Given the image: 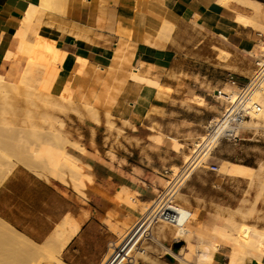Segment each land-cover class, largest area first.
I'll use <instances>...</instances> for the list:
<instances>
[{"label":"crops","instance_id":"crops-1","mask_svg":"<svg viewBox=\"0 0 264 264\" xmlns=\"http://www.w3.org/2000/svg\"><path fill=\"white\" fill-rule=\"evenodd\" d=\"M102 1H70L65 5V18L46 14L44 19L65 22L69 27L80 23L81 27L93 28L92 44L75 42L68 33L60 43V49L71 60L80 56L88 61L87 75L78 83L82 91L98 88L92 67H100L104 76L110 55L121 40L128 41L125 52L130 64L122 68L118 78L127 70L137 69L158 87L128 83L127 91L119 99L129 101L131 106L123 116L112 110L117 120L113 131L86 123L72 130L77 138L81 135L85 149V154H76L77 159L94 174L93 182L84 190L86 198L25 168L15 169L0 186V221L35 245L47 244L64 224L63 220L73 219L81 224L59 256L64 264H104L118 247V232L124 225L135 224L138 215L136 209L123 203V194L121 199L117 197L121 192L134 197L141 208L152 203L174 178L183 174L188 179L181 190L182 202L200 215H208L203 223L215 218L208 231L216 240L211 229L222 223L217 212H248L250 182L243 178V172L253 169L264 177V128L242 129L238 140L222 142L208 169L193 172L198 163L186 161L192 154L193 142L206 133L208 125L221 117L227 107L218 94L247 85L255 75V59L264 51V0H251L260 9L236 0H225L224 5L219 0H161L147 14L136 10V0H119L105 14ZM31 4L38 5L39 0H0L1 76L17 79L27 65V58L21 54L10 60L5 58L8 52L16 51L12 32L20 28ZM106 15L111 17L110 30L103 29ZM239 17L250 23L239 22ZM165 21L174 25L168 40L157 46L142 43L146 33L156 38ZM71 79L56 66L50 71L48 85L54 92L59 86L69 89ZM108 83L113 81L108 79ZM190 165L191 172L184 175ZM225 166H234L240 177L218 171ZM260 213L262 230L264 197ZM199 236L203 238L202 234ZM184 250L185 255L190 254L188 247ZM230 251L229 247H221L217 264L230 262ZM260 262L264 264V255Z\"/></svg>","mask_w":264,"mask_h":264},{"label":"bare ground","instance_id":"bare-ground-1","mask_svg":"<svg viewBox=\"0 0 264 264\" xmlns=\"http://www.w3.org/2000/svg\"><path fill=\"white\" fill-rule=\"evenodd\" d=\"M160 1L161 0L156 1V6L158 5V3H160ZM236 1L247 6V7H249V8H252V9H260L261 8L260 5L258 3H256L255 1H251V0H236ZM219 2L223 3L222 5H224V3L226 1L225 0H219ZM137 4H138L139 9H141L143 11L149 10L146 8L145 2L139 0V2ZM226 5H228V4H226ZM56 6H57V0H39L38 5L31 4L29 6V8L27 9L25 16L22 20V23L19 22L21 24L20 28L17 31L12 32L15 39L16 38L20 39V41H22V43L21 42L19 44L16 43V51L14 53L8 52L7 58H5V60L6 59L10 60L13 57L16 58V56L19 55V53L17 51L24 48V47H32V49H34L33 47L36 46L38 42H41L48 50H54L56 52V54H58L59 56L60 55L61 56L66 55L65 54L66 52H64L60 49V43L65 39L64 35L67 33L70 36H72V40H74L75 42L84 41L88 44L89 43L92 44L91 31L93 30V28L86 27V26L78 27L75 25L71 26V28H67V26L63 25V26L58 27L59 32H57V31H54L52 28L53 22L51 23V22H45L44 21L46 14L48 12H52V13L56 12L55 11ZM136 10H138V9H136ZM238 16H240V15H238ZM62 17H64V16H62ZM238 20H239V22L242 21V23L243 22L246 23V25L250 23V22H248V19L246 20L244 17H239ZM76 25H78V24H76ZM9 26H12V25H9ZM80 26H82V25H80ZM173 27H174V25L165 21L164 24L162 25V27L160 28V30H162V29L172 30ZM14 28H15V26H14ZM133 34H134V32H133ZM139 34H137V35H139ZM146 34H147V37L145 36L146 39L142 43H146V44H149L152 46H157V45H160L161 43L164 42L161 39L155 41L154 38L151 37V35H149L148 33H146ZM59 35H60V37H59ZM157 36H158V34H157ZM135 38H137V36ZM136 41H133V43L139 44ZM127 42L125 43L123 40H121L119 45L117 46L116 50L111 53L110 61H109L110 63L107 66V70L104 71V74H105L104 76H102L100 74V72L102 71L100 67H96V66L92 67L93 73L95 75L94 78L97 80V83H99V85H98V88H96L95 90L90 92V97L86 96L84 94L81 87L78 88V91H77L78 100L83 104L84 108L91 113V115L94 117L93 119L97 118V116H98L97 108L100 105V103L98 102L99 100L97 98L98 93H103V95H104V98H103V101H104V104H103L104 107L103 108L105 110L104 115H106V117L110 118V116H113L112 110H114V109L117 110L118 113L121 114V116L128 113L129 108L131 106L129 101L120 102V99H119L120 95L123 92L127 91L126 88H127L128 83H131L132 86L145 84V85H151L154 87H158V84L152 82L151 81L152 79L150 80V79L145 78L144 75H141V73L137 69L127 70L123 77L118 78V73L120 71H122V68L124 66H128L130 64V57L127 56L126 52H125V49L128 47ZM33 51H35V50H33ZM36 51H38V48ZM75 60L79 64L78 74L80 76H86L88 65H89L88 61L85 58H82L80 56L75 57ZM41 64H42V66L38 67L37 69L32 68L31 67L32 65L30 66L27 64L26 67H24L23 69H21L19 71V77H17V79L11 75H8L7 77L0 75V110L3 111V112H1V113H3V115H4L5 111H7L6 109L8 108V106H9V108H11L10 107L11 104L8 103V102H10V100H9L10 94L11 93H16V94L19 93L20 92V86L26 85V88L28 90V91H26V93L27 92L30 93V91L32 93V91H35V94H36L37 93L36 90L38 91L39 88H41L42 90L43 89L47 90L46 86L48 85L50 71H52V70L43 66L46 63H41ZM141 69H142V67H141ZM151 71H152V69H151ZM153 72H155V71H153ZM110 77L115 78V82L112 85H110L108 83V79ZM55 93L63 101H69L70 100V96L68 94L66 87H63V86L57 87ZM47 94H46V96L50 97V94L48 92H47ZM38 95L43 97V94H38ZM46 96L43 98H46L47 102H48V98ZM26 97H29V96H26ZM221 97H222V99L229 100L230 103H234L237 99V92H235V91L222 92ZM26 99H28V98H26ZM251 102L254 104H257L261 108L260 112L257 114H252V117H257V116H263L264 117V81L260 82V84L255 88V90L251 94ZM50 103H54V101L50 102ZM49 105H51V104H49ZM53 105H55V104H52V106ZM56 105H57V103H56ZM44 108H45V106H44ZM135 110H136V108H135ZM47 113L46 114L42 113L43 114L42 116L40 115L41 120H42L41 124L47 125L49 127V129L46 130L44 127V129L46 130L45 131L43 128H41V130L45 131L42 133V131L38 127L39 125L36 126L35 124L31 123L30 124V126H31V139L33 137V141H28V139L31 140L30 138L25 139L24 142L21 140V143L23 142L22 148L24 149V154H23L24 161H26L27 165L30 168H32L35 172H37L38 176L42 177L43 179H45L47 181H50V178H56L58 180L65 182V177H67V175H69L71 182H73L74 184L76 183V185H74V186L80 185L83 188L87 187L88 184H91L93 182V179H94L93 175L94 174L92 175L91 172L86 173L85 169L87 168V166L84 167V165L76 157L69 154L65 150V145L68 146L69 140H67L61 132H58V130L57 131L54 130V128H55L54 122H53L51 116H49V114L47 115ZM28 117H29V115H28ZM28 117H27V119L29 120L30 118H28ZM25 120H23V121H25ZM97 120H99V119H97ZM106 120H108V118ZM125 121L127 122V119H125ZM2 122L5 125L8 124L7 121L4 120V118L2 119ZM217 122H218V118L214 119L212 121V124H215ZM22 123H24V122H22ZM105 123H106V121H105ZM106 124H109V123H106ZM244 124H243V126H244ZM45 125H43V126H45ZM243 126H242V129H243ZM158 138L161 139L160 137H158ZM206 139L203 137V139L199 143L196 144L197 151H195V153H194V155L196 157L201 155L203 150H206L205 148H207V145L211 146L214 144L215 141H218V142L221 141V136H220L218 131L217 132L213 131L210 135L206 136ZM177 148H178V145H177ZM188 161H189V157H187V162ZM90 169H89V171H91ZM191 170L192 169L190 166L188 168V170L186 171V175H188V173H190ZM253 176L255 178H254V183H252V185L255 184L256 188L258 189V191L256 193V198L260 201V199L264 196V177L261 176L260 172L258 174L256 173ZM77 183H78V185H77ZM67 186H69V185H67ZM78 188H80V187H78ZM175 193H176V191L173 192L171 190L169 193H167V196H169V195L174 196ZM122 194H123V196H125V198L124 197L122 198L123 199L122 201L127 203L129 206H133L136 199H133L134 197L130 198L129 197L130 195L128 196L127 194H124L122 192L120 194H117V197L118 196H119L118 198L122 197V196H120ZM165 199L163 200L164 202L166 201ZM163 201H162V199L158 200V203L151 210V213L149 215L151 218L156 216V212L163 205ZM167 201H168L167 203H169L167 205V207H172L173 209L177 210V212L179 213V215L177 216V222L178 223L172 224V226H174L176 229L174 232V240L178 241L177 236H179V235H185V236L195 235L196 232L194 233L191 230V227L198 224V214L196 213V211L190 210L191 206L189 207L186 205L187 206L186 207V206L178 205L176 203L172 204L170 202L171 199H170V201L169 200H167ZM184 203H185V201H184ZM238 213H239V211H238ZM256 213H257L256 210H248V216L251 218L252 217L255 218ZM243 214H246V213H243ZM216 217H217V219H219L222 222L221 224H215L211 229V233L216 240L225 241V242H229V243H235L239 246L246 247L247 250H251V251H253L259 255L260 254L264 255V231H263L264 229L261 230L256 225L246 224V222L245 223L240 222V221L236 220V218L233 217L232 215H230V216L227 215V217L223 216L222 211H221V214L217 212ZM151 218H149V219L151 220ZM153 220H154V218H153ZM257 220H259V219L257 218ZM159 221H162L166 224L168 223L169 225H171V223H169L167 220H165L163 218ZM61 223H62V221H61ZM63 223H62L63 225L61 227H59V230L56 231V233H54V236L52 237V239L47 244H45L43 246L35 245L34 243L29 241L28 239L20 236L18 233H16L10 227H9L10 229L7 228L6 224H5L6 226H3V225H1L2 224L1 223L0 224V247H2L6 243L8 245L10 244L11 246L12 245H16V246L22 245L24 250L30 255H40L42 257L45 256V258L47 257L49 260L53 261L54 264H64L60 260L59 256H60L61 252L64 250V248H66V245L68 244V242H70V240L78 232V230L81 227V224L78 223L77 221H74L73 219H67V221L63 220ZM165 227H166V225H161L160 233L163 230L162 231L163 234L158 233L159 236L160 235L164 236V234H165L164 228ZM54 231H55V229H54ZM118 234H119V238H120V243L121 244L127 243L126 249H128V250L125 254L126 255V258H125L126 264H137V258L142 259L144 262H148L151 264H158L156 262V260L152 259L149 255H146L142 249H139L135 245V243H133V240L132 241L130 240L129 242H127V233L125 231H119ZM182 241L183 242H178V243H182L183 245L181 246V248L177 252H175L174 256L179 261H181L182 263L189 264L187 259L182 257L183 251H184V244H185V242L187 243V241L186 240H182ZM133 252H135L137 256H134ZM213 252H214V250L212 251L211 247L206 245V243H203V242L199 243L195 249V255L197 257V264H211L213 261V258H214ZM229 259H230L229 264H246L245 263V256H242V254H239L237 252L231 253ZM252 262H253V264H262L260 262V260H253Z\"/></svg>","mask_w":264,"mask_h":264},{"label":"rangeland","instance_id":"rangeland-1","mask_svg":"<svg viewBox=\"0 0 264 264\" xmlns=\"http://www.w3.org/2000/svg\"><path fill=\"white\" fill-rule=\"evenodd\" d=\"M70 1L73 2L75 0H57V6H56V10H55L56 12H53V13L48 12L47 14H49V17L52 15L57 16V17H62V16L65 17L66 16L65 15L66 14V6L65 5H66V3H69ZM80 1L86 2V0H80ZM118 1L119 0H103L101 3V6H102V9L104 10L105 14L109 12L108 11L109 9L115 7L117 5ZM137 1L139 2V0H136V2ZM140 1H143L146 3L147 9H156V1L157 0H140ZM136 7L140 12L147 14V11H143V10L138 8V4L136 5ZM63 25L67 26V28H71V27H69V24L65 23V22H53L52 28L59 30L58 27L63 26ZM74 25L81 27L80 23H79V25H76V23H72V26H74ZM111 28H112L111 17L106 15V19L104 22L103 29L110 30ZM173 28H172V30H168V29L160 30L158 33V36L156 38H154V40L155 41L160 40V39L163 41L168 40L170 35L172 34ZM20 42L22 43V41H20V39L16 38V43L19 44ZM33 48L34 49H32V47H24V48L18 50L17 52L21 55H24L27 58V64L30 66L32 65L31 66L32 68H35V67L38 68V67L42 66L41 63H46L43 66L54 71L55 67L59 66L61 72L65 73L67 75V78H72L70 80L69 85H68L69 89H67L68 94L70 96V100L69 101L61 100L56 95V93L54 91L50 90V87L48 85L46 86L47 90H45V89L42 90L41 88H39L38 91L36 90V92H37L36 94H35V91H32V93L30 91V93L27 92L29 94L28 95L26 93V91H28L26 88V85L20 86V92L19 93H17V94L11 93L10 94V99H9L10 102H8V103L11 104V106H10L11 108H9V106H8L9 109L8 108L6 109L7 111H5L6 114L4 113V115H3V113H1L3 111L0 110V113H1L0 114L1 115L0 116V186L12 174V172L17 168H25L29 171L35 172L32 168H30L27 165L26 161H24V159H23L24 149L22 148V145H23V142L25 139H28V138L31 139V126H30L31 123L35 124L36 126L39 125L38 127L40 128V130H41V128L44 129V127L46 130L49 129V127L47 125L43 124V125H45V126H43L41 124V122H42L41 116L43 114H46L48 112L47 115L49 114V116H51V118L54 122V125H55L54 126L55 128L53 127L54 130L55 131L58 130V132H61L63 134V136L67 140H69L68 141L69 144L67 143L68 146L65 145V150L69 154L73 155L76 158H79L76 155L77 153H79V151L81 153L85 154V149L81 145L82 144L81 143V140H82L81 135H79V138H77L72 133V130L74 129V127H79L80 125H84L86 123L87 126H92L93 124L94 125H103V126H105L106 130L113 131L114 126L117 122V120L114 118V116H110V118H109V117H106V115H104L105 110L103 108L104 107L103 106V104H104L103 93H98V95H97V98L99 100L98 102L100 103V105L97 108L98 116L95 119H93L94 117L91 115V113L84 108L83 104L79 100H77L78 99L77 91H78V88L80 87L78 83L80 82V78L82 76H80L78 74L79 64L75 60L74 57H72L73 60H71V56L67 55L66 53H65L66 55H63V56L60 55L59 56L58 54H56V52L54 50H48L41 42H38L37 45L34 46ZM37 48H38V51H36ZM33 50H35V51H33ZM261 56L264 57V51L261 54ZM259 57H260V55L257 56V58H259ZM69 66L72 68H70ZM109 79H111L113 81V83L115 82L114 77H110ZM94 83L97 86L99 85V83H97V80L95 78H94ZM112 84H110V85H112ZM96 88L97 87H93L92 89L89 90V92L84 93V94L86 96L90 97V92L95 90ZM232 90L238 93V90H236V89H232ZM47 92L50 94V97L46 96ZM38 94H43V97L46 96L48 98V102H47L46 98H43L42 96H39ZM25 95L29 96V97H26ZM26 98H28V99H26ZM53 101H54V103H50ZM55 102L57 103V105ZM49 104H51V105H49ZM52 104H55V105L52 106ZM44 106H45V108H44ZM28 115H29V117H28ZM71 115H73L74 117H71ZM26 116L28 118H30L29 119L30 121L27 119ZM3 118H4V120L7 121V123H8L7 125H5L2 122ZM107 118H108V120H106ZM97 119H99V120H97ZM23 120H25L26 122ZM105 121H106V123H109V124H106ZM22 122H24V123H22ZM110 123L111 124L113 123V124L111 125ZM261 128H264V117L263 116H257V117L251 116V119L246 121L244 126H243V129H259L260 130ZM44 130H41L42 133L46 131V130L45 131ZM206 136H207V131L202 137H200L198 140L193 142L192 154L189 157V161L187 162V163L191 162V164L198 163L195 166L193 172H195L197 170L208 169L210 167L209 163L213 160L214 151L216 150L217 147L220 146V144L222 142H224V140L219 141V142L215 141L213 145H211V146L207 145V148H205L206 150H203L201 155L196 157L194 155L195 151H197L196 144L199 143L203 139V137L206 139ZM21 140L23 141L22 143H21ZM28 141H33V137L31 140L28 139ZM186 161H187V159H186ZM84 167H86V165H84ZM186 167H187V165H186ZM186 167H184L183 169L185 170ZM89 169H90V167L87 166V168L85 169L86 173L91 172V171H89ZM218 171L220 173L223 172V173L231 175V176L240 177V171L235 169L234 166L219 167ZM35 173H37V172H35ZM255 174H256V171L253 169H248V171L245 174L243 172V178L248 179L250 182V185H249V194H250L249 196L250 197H249V202H248V210H256L257 211V213L255 214V218L249 217L248 212L246 214H243V213L241 214V213L236 212V213H232V214H228V215L229 216L232 215L233 217L236 218V220H238L240 222H244V223L246 222V224H253V225H256L258 228H260V218L259 217L261 216V220L263 217L262 213H260V201L263 200L264 196L262 198L260 197L261 198L260 201L256 198V193H257L258 189L256 188L255 184H253L254 186L252 185V183H254V178H255L253 175H255ZM184 175H186V172ZM182 176H183V174H182ZM182 176L180 178H177V179L174 178V180L168 184L167 189L164 191L163 197H161L160 199H158L159 197H157L156 199H154L152 201V203H150L148 205H142L140 208V207H137L136 200H135V203L133 206H129L127 203L123 202L128 207H130L134 210L136 209L138 211V215H137V219H136L135 224L124 225L123 229L120 230V231H125L127 233V242H129L130 240L131 241L133 240V243H135V245L139 249H142L146 255H149L152 259L156 260V262L158 264H184L174 256L175 251L173 248L174 243L183 242L182 240L187 241V244H186V246H184V249L188 247V249L190 250L189 255H185V250L183 251V255H182V257L187 259L189 264H197V257L195 255V249H196V246L202 242L206 243V245L210 246L212 251L214 250V252H213L214 258H213V261L211 264H217L218 263L219 258H217V254H218L219 249L221 247H229L231 249L230 253L232 251H237V252L241 253L242 256H245V263L246 264H253V262H252L253 260H260L261 255L255 253L251 250H242V249L237 248L233 243L214 240L210 236L208 229L211 226V224L215 221V218L208 223H203V219H205V217H207L208 215H200L196 211V213L198 214V224L191 227V230L194 233L196 232L195 235H192V236L179 235V236H177L178 241L174 240V232L176 230L174 226L169 225L168 223L166 224V223L159 221V220L155 221L156 219L153 220L154 217L151 218L149 216L151 213V210L158 203V200H161V199H162V201L165 198H166L165 200L168 199L169 201L171 199L170 202L172 204L176 203V204L181 205V206H186V204H184L182 202L183 196H182L181 190L185 186V182L188 178L184 179V176L183 177ZM50 181L55 182L57 184H60V185L67 187L69 189H72L78 195L86 198V195L83 193V192H85L84 190L86 189V187L83 188L80 185H78V183H77L78 186H74V185H76V183L74 184L73 182H71L69 175H67V177H65V182L58 180L56 178H50ZM67 185H69V186H67ZM78 187H80V188H78ZM171 190L173 192L176 191V193L174 194V196H171V195L167 196V193H169ZM190 210H192V208H190ZM223 216L227 217V215H223ZM256 217L259 220H257ZM146 218L147 219L151 218L150 224L144 228L145 231H147L146 233H147L148 238H145L143 240L142 244L139 246V242H140L139 238L141 237V234H140L141 232L140 233H137V232H138L140 226L136 230H135V228L137 227V225L139 223L143 222L144 219H146ZM0 224L3 226H6L1 221H0ZM161 225H166V227L164 228V233H165L164 236L163 235L159 236V234H161V233L163 234V232H162L163 230L160 233ZM143 226L141 228H143ZM6 227L9 228V226H6ZM199 234H202L203 238H201L199 236ZM21 247H22V245H20V246L12 245L11 246L10 244L8 245L7 243L4 244L2 247H0V263L1 264H36V263L54 264V262L49 260L47 257L45 258V256L42 257L40 255H38V256L37 255L36 256L30 255L24 250L23 247L22 248ZM126 247H127V243L126 244L125 243H123V244L119 243L118 247L109 255V257L106 259L104 264H126V262H125L126 255L125 254L128 250V249H126ZM244 248L246 249V247H244ZM122 252H123V255H119ZM230 253H229V255H230ZM133 255L137 256L135 252H133ZM190 255L191 256L195 255V256L192 258ZM229 255H228V260H229ZM228 262L229 261L224 260L222 262V264H228ZM137 264H151V263L144 262L142 259L137 258Z\"/></svg>","mask_w":264,"mask_h":264},{"label":"built area","instance_id":"built-area-1","mask_svg":"<svg viewBox=\"0 0 264 264\" xmlns=\"http://www.w3.org/2000/svg\"><path fill=\"white\" fill-rule=\"evenodd\" d=\"M255 60L256 72L254 77L248 82L247 85L237 89V99L234 103H230L229 100L224 99L227 102V107L225 108L222 116L218 118L217 123L212 124L211 122L208 125L206 130L207 135H210L213 131H218L221 136V141H236L239 139V133L242 130L243 124L251 119L252 114H257L260 112L261 108L257 104L251 102V94L260 84V82L264 81V57L260 56ZM232 84L235 85V81H232ZM218 96L221 97V93H219ZM163 195L164 193L159 196V199L163 197ZM167 200L165 202L163 201V205L156 212L154 219H156L155 221H158L163 218L171 223V225L177 224V216L179 213L172 207H167L169 204L167 203ZM150 222V219L146 218L135 228L136 230L140 226L137 232H141L139 246L142 244L145 238H148L146 233L147 231H145L144 228L149 225ZM141 225H144L143 228H141ZM119 255H123V252Z\"/></svg>","mask_w":264,"mask_h":264},{"label":"water","instance_id":"water-1","mask_svg":"<svg viewBox=\"0 0 264 264\" xmlns=\"http://www.w3.org/2000/svg\"><path fill=\"white\" fill-rule=\"evenodd\" d=\"M182 245H183L182 243H174L173 245L174 251L177 252Z\"/></svg>","mask_w":264,"mask_h":264}]
</instances>
